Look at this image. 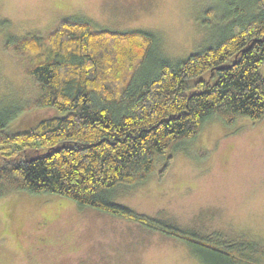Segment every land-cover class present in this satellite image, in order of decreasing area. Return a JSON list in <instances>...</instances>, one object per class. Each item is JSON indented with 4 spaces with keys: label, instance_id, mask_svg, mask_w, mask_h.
I'll list each match as a JSON object with an SVG mask.
<instances>
[{
    "label": "trees",
    "instance_id": "trees-1",
    "mask_svg": "<svg viewBox=\"0 0 264 264\" xmlns=\"http://www.w3.org/2000/svg\"><path fill=\"white\" fill-rule=\"evenodd\" d=\"M228 6L230 25L220 38L175 61L152 31L96 28L83 18H65L44 33L10 34L5 49L18 58L31 93L2 107L0 127L25 111L52 107L60 114L0 132V198L24 190L58 194L179 237L203 264L255 263L256 240L203 236L115 198L119 186L145 182L161 156L163 174L172 151L211 119L231 125L264 117V0ZM153 57L160 59L155 74L140 78Z\"/></svg>",
    "mask_w": 264,
    "mask_h": 264
},
{
    "label": "rangeland",
    "instance_id": "rangeland-1",
    "mask_svg": "<svg viewBox=\"0 0 264 264\" xmlns=\"http://www.w3.org/2000/svg\"><path fill=\"white\" fill-rule=\"evenodd\" d=\"M229 0H0V110L31 93L18 58L5 49L10 34L47 32L61 20L83 18L96 28L152 31L171 60L212 44L229 28ZM210 8L211 13L207 12ZM148 59L140 78L155 74ZM264 75V63L260 68ZM60 114L25 111L0 132L30 128ZM37 120V121H36ZM158 157L148 179L119 186L116 201L140 213L172 219L219 240H256L255 263L264 264V117L228 125L208 121L196 139ZM260 246V247H259ZM0 264H203L187 244L143 223L80 207L70 198L17 191L0 198Z\"/></svg>",
    "mask_w": 264,
    "mask_h": 264
}]
</instances>
